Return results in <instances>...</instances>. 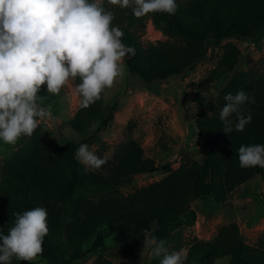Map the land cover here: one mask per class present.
<instances>
[{"label": "trees", "instance_id": "obj_1", "mask_svg": "<svg viewBox=\"0 0 264 264\" xmlns=\"http://www.w3.org/2000/svg\"><path fill=\"white\" fill-rule=\"evenodd\" d=\"M177 3L174 15L150 13L156 27L168 36L166 40L143 42L141 34L132 28L141 20L132 14L124 24L125 15L115 13L112 26L122 29L123 43L135 49V55L128 54L125 62L129 72L145 84L194 69L211 46L223 48L218 64L207 75L210 82L225 80L217 105L208 104L201 92H195V124L199 135L206 138L208 150L200 160L183 161L177 168L163 164L168 171L164 177L127 194L95 198L91 194L96 190L117 188L126 178H139L160 167L133 137L108 160V174L96 169L86 171L76 159V149L81 143L93 142V127L99 123V131L107 125L118 102L106 104L105 88L89 107L80 104L69 120L84 135L79 142H62L39 123L34 134L5 156L0 167V231L7 234L13 226V213L45 207L49 233L41 257L52 264H71L86 257L104 247L111 236L120 243L113 250L116 259L99 254L94 264H132L144 254L145 238L167 241L196 222L198 213L192 207L195 200L210 196L217 203L226 202L238 187L264 174L259 166L241 168L237 154L241 145L264 144V73L238 70L243 57L238 40H253L264 32V0ZM239 89L250 97L240 110L244 115L251 113L252 120L237 132L235 114L231 115L233 131L225 134L219 119L226 103L224 96ZM180 246L181 240L176 243L177 248ZM226 256L229 264H264V248L247 242L236 221L222 224L214 239L195 240L185 264H217Z\"/></svg>", "mask_w": 264, "mask_h": 264}, {"label": "clouds", "instance_id": "obj_2", "mask_svg": "<svg viewBox=\"0 0 264 264\" xmlns=\"http://www.w3.org/2000/svg\"><path fill=\"white\" fill-rule=\"evenodd\" d=\"M112 6L131 9L137 19L150 13L174 15L177 0H107ZM114 13L104 0H0V140L16 145L22 137L30 138L39 121L50 115L43 107L41 86L58 95L71 80L79 79L74 92L87 108L100 99L106 87L123 75L119 63L135 49L123 43L124 35L112 26ZM226 103L219 113L225 134L233 131L229 117L235 114V131L242 132L252 120L240 106L250 100L244 89L224 96ZM241 168H264V144L241 145L238 149ZM85 170L100 169L106 159L81 143L75 152ZM13 226L7 234L0 231V264L27 261L35 264L43 254V242L49 233L47 209L34 207L13 213ZM166 241L145 238L144 248L160 264H185L183 250L169 252ZM143 252V251H142Z\"/></svg>", "mask_w": 264, "mask_h": 264}, {"label": "rangeland", "instance_id": "obj_3", "mask_svg": "<svg viewBox=\"0 0 264 264\" xmlns=\"http://www.w3.org/2000/svg\"><path fill=\"white\" fill-rule=\"evenodd\" d=\"M182 1V0H180ZM104 6L113 13L125 15L124 24L130 20L131 9L112 6L104 0ZM139 24L132 27L141 34L145 43L166 40V36L152 21L150 14L140 18ZM243 49V57L238 70H252L264 73V32L253 40H238ZM226 42V40L224 41ZM223 48L211 46L206 57L198 62L196 68L187 69L182 74L162 82L152 84L142 83L129 72L125 57L119 62L123 67V75L118 76L112 87H106V104L111 106L118 102V108L112 120L99 129L97 123L93 127L94 140L88 145L89 150L97 156L106 159V163L96 169L108 174V160L115 157L120 145L130 138L138 139L145 148V155L153 157L159 164V170L145 174L139 178H126L114 189L96 190L91 195L95 198L106 195H123L143 187L164 177L168 171L162 167L170 163L177 168L183 161L200 160L208 150V142L198 133L195 124L197 111L195 92L199 91L208 104L216 106L217 97L225 86V80L210 82L209 72L218 64ZM75 80H69L58 95L47 92L46 86H41L40 97L43 107H50V115L39 121L45 125L50 136H57L60 141H81L83 134L75 130L69 120L80 106V97L74 92ZM222 109V108H221ZM220 109V111H221ZM130 126L131 130H130ZM28 137H22L16 145L5 144L0 140V167L5 156L11 154ZM198 217L193 225L184 227L180 235H173L165 247L169 252L188 250L195 240L214 239L222 224L236 221L240 224L244 239L256 246L264 248V174L257 175L252 180L233 191L229 199L217 203L212 197L200 198L192 203ZM179 231L176 233L178 234ZM181 240V246L176 243ZM106 245L86 257L77 259L71 264H94L99 254L113 256V250L120 243L117 237L111 236ZM149 248L144 254L131 261L132 264H160ZM229 256L217 260V264H229ZM12 264H29L15 258ZM35 264H52L41 256ZM201 264V263H200Z\"/></svg>", "mask_w": 264, "mask_h": 264}, {"label": "water", "instance_id": "obj_4", "mask_svg": "<svg viewBox=\"0 0 264 264\" xmlns=\"http://www.w3.org/2000/svg\"><path fill=\"white\" fill-rule=\"evenodd\" d=\"M125 58H128V55H127V56H125Z\"/></svg>", "mask_w": 264, "mask_h": 264}]
</instances>
